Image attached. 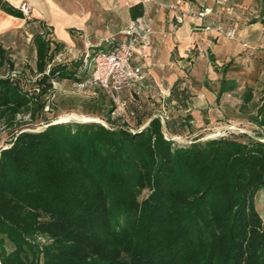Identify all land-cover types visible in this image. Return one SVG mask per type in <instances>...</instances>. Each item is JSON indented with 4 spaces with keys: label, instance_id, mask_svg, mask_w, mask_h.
<instances>
[{
    "label": "trees",
    "instance_id": "trees-1",
    "mask_svg": "<svg viewBox=\"0 0 264 264\" xmlns=\"http://www.w3.org/2000/svg\"><path fill=\"white\" fill-rule=\"evenodd\" d=\"M0 8L24 18L17 7ZM129 11L133 18L144 6ZM39 23V92L0 76V126L40 112L54 78H74L80 65L51 63L61 45ZM4 53L0 46V65ZM105 120L20 131L1 149L0 264H264L254 205L264 189V142L177 144L157 116L135 128ZM253 121L264 126V97Z\"/></svg>",
    "mask_w": 264,
    "mask_h": 264
},
{
    "label": "rangeland",
    "instance_id": "rangeland-1",
    "mask_svg": "<svg viewBox=\"0 0 264 264\" xmlns=\"http://www.w3.org/2000/svg\"><path fill=\"white\" fill-rule=\"evenodd\" d=\"M152 1L137 0L144 6ZM22 3L28 10L24 18L29 21L23 24L18 21L11 30L0 34V44L5 52L0 76L15 80L30 95H36L40 89L38 79L41 74L35 70L33 33L43 29L39 21L33 20V4L28 0L14 4L20 7ZM129 4V0H115L110 9L106 3H101L93 9L88 29L67 27L70 39L60 41L62 46L54 54L51 63L71 65L75 61L81 62L84 54L91 49L94 37L120 38L111 33L117 29L122 31L126 26V7ZM157 9L158 5L154 3L153 12ZM165 9L168 10L167 5ZM144 15L150 23L151 16L146 13L145 7ZM45 22V30L48 31L46 38L59 41L54 27ZM247 41L250 47L243 46L240 60L226 67L218 64L216 59L214 67L207 51L188 47L186 56L190 62L185 65L182 62V66L176 63L178 74L169 78L166 67H156L153 62L146 60L143 63L145 78L142 83L138 87L122 89L116 95L117 102L105 90L78 87L74 78H54L50 90L40 96L44 102L40 112L33 117L27 113L19 114L15 124L0 126V151L9 146L16 133L38 131L53 122L95 121L108 126L105 120L108 117L114 122H125L135 128L138 118L144 119L145 115L158 117L162 109L163 135L177 144L221 137L264 142V126L253 121L264 97V65L256 61L255 54L264 46L253 48L258 42ZM200 57H203L205 64L198 63ZM254 205L264 225V189L255 193ZM11 248L12 245L7 242L6 250Z\"/></svg>",
    "mask_w": 264,
    "mask_h": 264
},
{
    "label": "crops",
    "instance_id": "crops-1",
    "mask_svg": "<svg viewBox=\"0 0 264 264\" xmlns=\"http://www.w3.org/2000/svg\"><path fill=\"white\" fill-rule=\"evenodd\" d=\"M18 1L21 0H0L1 4L5 3L7 6L11 5L15 8L14 3ZM28 1L33 4V20L44 23H46L45 20L47 23L49 22L54 27L56 36L59 39V41H53L58 42L62 46L60 41H68L70 39L67 27L88 29L87 26L96 7H99L101 3H106L111 9L115 0ZM117 1L123 2L124 0ZM129 1L130 4L126 7L127 22L132 18L129 7L138 3L137 0ZM174 1L153 0L146 3L145 6L143 5L146 13L151 16L149 23L151 44L139 46L136 53V60L142 64L147 60L153 62L156 67H166L167 78L173 75L177 76L179 71L177 67L178 65L182 66V62L184 65L190 62L186 56L188 47L192 46L201 51H207L214 67L216 66L214 59H216L218 64L223 65L222 67H226L240 60L244 51L242 41L256 40L259 42L264 38V0H223L221 7L216 6L215 0H182L180 3L182 8L188 7L194 10L201 6H208L217 13L219 21L227 25H236L239 34L235 39L220 36L214 31L203 30L202 26L207 22L206 18H197L189 15L183 21L176 22L171 13L165 9V5ZM154 3L159 8L155 12H153ZM18 21L23 24L29 20L8 13L0 8V34L11 30L12 26ZM120 30H114L111 34L121 37ZM91 41L93 43L90 50L103 45V37H94ZM0 46L2 48L1 44ZM255 56L257 57L256 61L264 65V49L258 50ZM176 63L179 64L177 65ZM198 63L205 64L203 57L198 58ZM173 68L177 69L172 70ZM247 99L250 98L247 97Z\"/></svg>",
    "mask_w": 264,
    "mask_h": 264
},
{
    "label": "built area",
    "instance_id": "built-area-1",
    "mask_svg": "<svg viewBox=\"0 0 264 264\" xmlns=\"http://www.w3.org/2000/svg\"><path fill=\"white\" fill-rule=\"evenodd\" d=\"M149 1V0H142ZM182 0H175L167 4V8L176 22H181L186 16L193 15L197 18H206L207 22L202 26L205 31H214L218 35L235 39L239 30L236 25H227L219 21L217 13L211 7L201 6L191 10L188 7L182 8ZM216 6L221 7L223 0H215ZM19 8L24 17L27 7L24 3ZM210 16V17H208ZM120 38L107 36L103 38L102 47L87 51L78 66L74 83L81 88L102 89L111 94L114 101L122 89L138 87L145 78L143 64L136 60V53L139 46L150 44L151 31L147 17L144 15L131 18L121 31ZM242 46L250 47L248 41H242ZM264 46V38L253 48ZM164 109L159 114L160 121H163Z\"/></svg>",
    "mask_w": 264,
    "mask_h": 264
},
{
    "label": "water",
    "instance_id": "water-1",
    "mask_svg": "<svg viewBox=\"0 0 264 264\" xmlns=\"http://www.w3.org/2000/svg\"><path fill=\"white\" fill-rule=\"evenodd\" d=\"M53 123H56V122H53Z\"/></svg>",
    "mask_w": 264,
    "mask_h": 264
}]
</instances>
